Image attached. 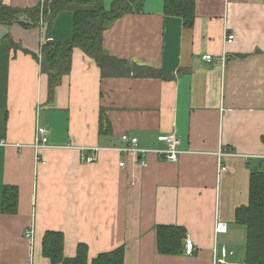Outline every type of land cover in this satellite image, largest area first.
Wrapping results in <instances>:
<instances>
[{
    "label": "crops",
    "instance_id": "1",
    "mask_svg": "<svg viewBox=\"0 0 264 264\" xmlns=\"http://www.w3.org/2000/svg\"><path fill=\"white\" fill-rule=\"evenodd\" d=\"M117 1L103 0L104 9ZM194 1V21L184 26L165 14L164 0H142L103 32L104 53L124 70L103 74L75 48L51 96L32 54L71 38L72 12H60L50 28L44 20L30 29L0 22V264H49L46 231L63 233L66 257L86 244L89 261L123 246L124 264H243L246 230L234 214L248 203L250 166L264 169V0ZM37 127L48 131L43 163L32 147ZM170 133L180 140L176 163L118 151L124 134L155 151ZM88 150H97L93 163L81 159ZM6 188L15 214L2 212ZM160 225L183 228L192 254L160 255Z\"/></svg>",
    "mask_w": 264,
    "mask_h": 264
},
{
    "label": "trees",
    "instance_id": "2",
    "mask_svg": "<svg viewBox=\"0 0 264 264\" xmlns=\"http://www.w3.org/2000/svg\"><path fill=\"white\" fill-rule=\"evenodd\" d=\"M42 0L27 9H10L0 5V22L18 24L24 29L38 27L40 18L50 28L53 19L60 12H72V37L68 41H46L39 54H32L40 64L41 72L47 75L49 96L59 85L62 77L71 67L72 52L81 49L95 60L104 74L110 67L121 73L124 69L102 49L103 32L118 17L138 11L142 0H121L112 3L109 11L103 0ZM194 0H164L166 15L182 18L184 26H191L195 17ZM42 20V21H43ZM117 73V74H118ZM264 142V138H263ZM260 162L250 166L248 203L235 210L234 222L244 226L246 240L243 264H264V170ZM10 188L3 190L2 212L15 214L16 196L10 195ZM185 230L177 226L160 225L156 227L157 251L160 255H181L184 253ZM65 239L61 232L46 231L42 238V256L49 264H124V247L88 258V246L79 243L73 257L64 255Z\"/></svg>",
    "mask_w": 264,
    "mask_h": 264
},
{
    "label": "built area",
    "instance_id": "3",
    "mask_svg": "<svg viewBox=\"0 0 264 264\" xmlns=\"http://www.w3.org/2000/svg\"><path fill=\"white\" fill-rule=\"evenodd\" d=\"M234 36L230 35L227 37V41L231 42L233 40ZM202 61H205L207 63L212 62V56L209 54H205L201 57ZM226 61L225 57H222L221 63L224 64ZM48 131L44 127H37L34 135V143L32 144L33 149L36 152L35 155V161L38 163H43L39 159V150L43 149L47 143H48ZM121 139L123 142L126 143V146L123 147L122 149H119V153H141L142 155L146 156L149 153H154L157 156L164 158L167 162L169 163H176L179 159L180 156V140L179 138L174 134L170 133L165 137H161L160 140L164 142L166 148L164 150H155V151H150V150H141L136 148L137 145V139L136 138H130L128 135H122ZM97 150H88L86 151V154L81 157L82 161L85 163H93L96 160V153ZM116 151V152H118ZM219 155H222L219 153ZM141 166H146V163L144 159L140 161ZM118 168L122 169L125 168V161L121 159L118 164ZM224 169V167H222ZM215 231L224 233L226 231V224L217 222L215 225ZM26 238H31L32 237V231H28L25 235ZM184 244V254L186 255H191L192 252L194 251V246L191 238L189 236H186L183 240ZM213 264H227L225 261L220 260V259H214Z\"/></svg>",
    "mask_w": 264,
    "mask_h": 264
},
{
    "label": "rangeland",
    "instance_id": "4",
    "mask_svg": "<svg viewBox=\"0 0 264 264\" xmlns=\"http://www.w3.org/2000/svg\"><path fill=\"white\" fill-rule=\"evenodd\" d=\"M52 1H53V0H50L48 3L50 4ZM41 20H43V18H40V21H41ZM71 37H72V36H71ZM0 106H1V104H0ZM40 117H42V115H41ZM149 154H150V153H149ZM263 170H264V169H263ZM243 228H245V227H243ZM238 236L244 238V233H241V232H240V233L238 234ZM235 238H236V240H235V246H236V248H234V249L237 250V245H238V243H240V240L237 239V236H235ZM228 248H231V246H229Z\"/></svg>",
    "mask_w": 264,
    "mask_h": 264
}]
</instances>
